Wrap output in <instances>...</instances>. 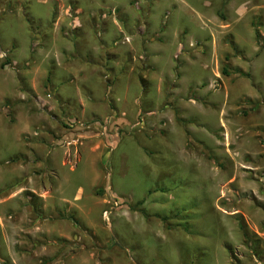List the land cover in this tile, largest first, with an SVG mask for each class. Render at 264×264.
<instances>
[{
    "label": "rangeland",
    "instance_id": "374dc122",
    "mask_svg": "<svg viewBox=\"0 0 264 264\" xmlns=\"http://www.w3.org/2000/svg\"><path fill=\"white\" fill-rule=\"evenodd\" d=\"M0 264H264V0H0Z\"/></svg>",
    "mask_w": 264,
    "mask_h": 264
},
{
    "label": "trees",
    "instance_id": "16d2710c",
    "mask_svg": "<svg viewBox=\"0 0 264 264\" xmlns=\"http://www.w3.org/2000/svg\"><path fill=\"white\" fill-rule=\"evenodd\" d=\"M224 73L226 74L227 73V70H224ZM139 206L142 205V202L138 204Z\"/></svg>",
    "mask_w": 264,
    "mask_h": 264
}]
</instances>
